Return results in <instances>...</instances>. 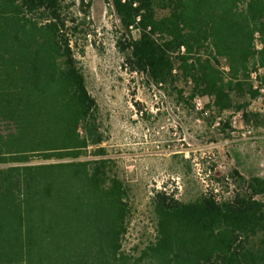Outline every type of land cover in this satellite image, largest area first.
<instances>
[{
	"label": "trees",
	"instance_id": "1",
	"mask_svg": "<svg viewBox=\"0 0 264 264\" xmlns=\"http://www.w3.org/2000/svg\"><path fill=\"white\" fill-rule=\"evenodd\" d=\"M63 1L0 0V264H264V177L253 175L231 199L156 192L153 239L122 251L128 187L103 157ZM107 2L134 70L184 105L204 97L215 115L258 121L248 106L250 74L264 81V0Z\"/></svg>",
	"mask_w": 264,
	"mask_h": 264
},
{
	"label": "rangeland",
	"instance_id": "2",
	"mask_svg": "<svg viewBox=\"0 0 264 264\" xmlns=\"http://www.w3.org/2000/svg\"><path fill=\"white\" fill-rule=\"evenodd\" d=\"M63 4L76 27L70 45L96 104L103 157L112 160L113 173L128 187L122 251L135 255L153 239L156 192L184 202L201 195L218 201L242 191L249 175L264 177V99L249 102L248 110L259 115L256 123L241 118L231 127L230 112L213 114L204 97L203 114L192 101L184 105L170 87L155 86L131 67L126 36L107 0ZM176 87L187 89L183 82ZM246 126L251 133L242 137Z\"/></svg>",
	"mask_w": 264,
	"mask_h": 264
},
{
	"label": "built area",
	"instance_id": "3",
	"mask_svg": "<svg viewBox=\"0 0 264 264\" xmlns=\"http://www.w3.org/2000/svg\"><path fill=\"white\" fill-rule=\"evenodd\" d=\"M259 71V70H258ZM250 80L252 83V88L257 90V96L255 99H264V81H259L256 78V71L252 72L250 74ZM193 106L195 109L201 111L203 114H206V111L203 109V101L202 97H194L193 100ZM230 118H229V125L231 127H235V125L238 123V121L241 119V114L240 112H230L229 113ZM215 124L217 125L218 122L216 121ZM251 128L246 126L244 128V131L242 132L241 136L243 137L244 135L248 136L251 133Z\"/></svg>",
	"mask_w": 264,
	"mask_h": 264
}]
</instances>
